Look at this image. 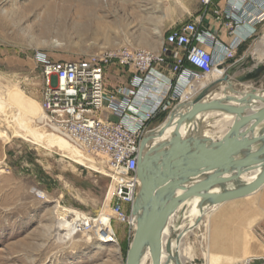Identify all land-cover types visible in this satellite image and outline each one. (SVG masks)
I'll list each match as a JSON object with an SVG mask.
<instances>
[{
	"label": "rangeland",
	"instance_id": "374dc122",
	"mask_svg": "<svg viewBox=\"0 0 264 264\" xmlns=\"http://www.w3.org/2000/svg\"><path fill=\"white\" fill-rule=\"evenodd\" d=\"M196 5L200 0H0V87L16 100L39 104L38 112L31 106L22 110L34 118L39 131L58 130L41 110L46 86L39 53L51 60H68L125 47L152 48V43L178 27ZM51 8L56 12H52L53 22L48 25L45 19ZM45 26H49V34L44 33ZM262 35L264 26L253 37L255 43L250 48V59L243 60L245 65L259 61L253 49ZM262 62L264 65V59ZM127 80L128 72H121L119 66L107 67V91ZM105 114L116 120L109 109ZM3 119L0 112V125ZM14 127L8 132L0 126V264H126L133 238L119 221L112 222L117 242L99 241L93 233L77 230L79 223L74 222H70L74 226L69 237L61 239L59 231L58 205L87 218L103 209L112 214L108 191L114 174L108 156L85 149L99 159L98 165L103 168L86 166L67 158L57 146L46 147L25 138L26 128L17 133ZM35 190L45 195L38 196ZM220 205L204 215V223L188 234L185 251L193 252V262L188 263L198 264L196 260H200V264H213L214 256L224 255L214 250L230 248L227 220L216 217ZM211 216L214 219L209 221Z\"/></svg>",
	"mask_w": 264,
	"mask_h": 264
},
{
	"label": "built area",
	"instance_id": "2783aa9c",
	"mask_svg": "<svg viewBox=\"0 0 264 264\" xmlns=\"http://www.w3.org/2000/svg\"><path fill=\"white\" fill-rule=\"evenodd\" d=\"M200 2L207 9L213 0ZM227 4L224 17L232 33L241 30L251 38L264 25V0H227ZM214 13L221 18L219 10ZM199 23L186 22L166 33L157 50L125 47L68 60L37 55L46 86L40 105L47 122L85 149L108 156L114 174L108 191L112 210L109 222L125 224L132 238L137 228L133 205L141 186L138 155L142 139L151 130L149 124L158 116H169L179 103L192 100L203 89H197L195 81L235 58V49L241 43L236 36L230 45H224ZM110 64L128 72L126 84L113 91L106 88ZM187 88L194 94L187 95ZM106 109L116 120L107 117ZM35 193L45 195L40 190ZM61 220L74 222L69 216ZM77 230L93 233L102 242H117L116 231L112 228L110 232L99 214L82 220ZM262 259L249 256L236 264H263Z\"/></svg>",
	"mask_w": 264,
	"mask_h": 264
},
{
	"label": "water",
	"instance_id": "95a60500",
	"mask_svg": "<svg viewBox=\"0 0 264 264\" xmlns=\"http://www.w3.org/2000/svg\"><path fill=\"white\" fill-rule=\"evenodd\" d=\"M236 70L237 67L227 70L222 78L208 84L192 100L179 103L159 131L158 127L151 129L142 139L137 167L142 185L133 205L137 228L126 264H141L146 254L150 255L152 264H190L178 253L187 228H176L185 221L184 213L192 209L188 203L199 199V208L204 210L231 197L250 195L264 185V134L249 136L264 123V98L254 90L241 99L227 96V101L249 103L247 106L207 100L221 84L232 83ZM262 73L264 65L258 64L236 79L245 83L258 80ZM209 110L235 116L222 139L192 137L194 128L182 135L181 127L187 119ZM176 117L179 120L174 135L149 149L155 137L164 135L174 125ZM247 125L249 128L242 131ZM261 129L264 132V126ZM245 175L256 177L247 182L243 179ZM196 261L200 264V260Z\"/></svg>",
	"mask_w": 264,
	"mask_h": 264
},
{
	"label": "crops",
	"instance_id": "0c3cea01",
	"mask_svg": "<svg viewBox=\"0 0 264 264\" xmlns=\"http://www.w3.org/2000/svg\"><path fill=\"white\" fill-rule=\"evenodd\" d=\"M215 9L221 12V18H217L214 13ZM227 10V0H213L212 5L207 9L204 8L202 3L200 2V5H196L194 9L180 21V25L190 21H201V23H199L201 28L208 29L210 32L214 33L217 40L224 45H230L235 40L236 36L238 39H240L241 43L235 49V58L230 59L226 64L219 67L218 70L216 69L210 76L200 80H196L195 82L196 88L202 89L211 82L222 78L227 70H230L233 67H237V70L232 77V83L221 84L219 86V89H215L208 95L207 100H222V102L235 107L247 106V104L249 103L227 101V96L230 95L235 98L241 99L244 98L245 94L250 88L255 89L257 91V94L264 91V73H262L261 77L258 80L252 79L246 81L245 83H240L236 79L237 76H243L250 72L254 68V66L263 64L262 61H258L256 63H249L245 67L241 66L242 64H245L243 61L245 57H247V59H250V48L255 43V39H253V37L258 34L259 30L262 29L264 25L258 27L254 36H252L251 38H246V34L241 30H237L236 32L232 33L230 28L227 26L228 20L224 17L225 13H227ZM161 40L162 39H159L155 43H152L151 49H159ZM255 47H257V45ZM186 94L190 96V94H194V90L192 88H187ZM166 118L167 117L164 115L158 116L153 122L149 124V128H160L161 124L165 121ZM234 118V115L228 114L224 111L209 110L197 115L190 122L185 121L184 123H187L185 124L184 129L181 132L183 136H185L189 134L190 131L194 128L191 134L192 137H198L202 139L209 138L213 141L219 140L222 139L225 133L229 130ZM177 120L178 117H176L175 123L177 122ZM227 123L229 124L226 125ZM250 125H247L246 127L248 128ZM261 126H264V123L259 126L260 128L258 127L256 129L255 134L251 133L249 135H263L264 132L263 129H261ZM174 128V126L169 128L165 137L157 138V142L162 138H164V141H168L167 138H169L171 130H173ZM244 128L242 129V131L247 129ZM220 204L216 205L214 209H216ZM216 217L220 221L226 219L227 226L230 230V248L228 250H221L220 247L218 251L214 250L215 253H221L224 255L226 254V257L224 259H221L219 262H216V264H228L234 259L236 260L242 258L243 256H262L264 264V185L256 192L250 194V196L247 195L246 198L242 200H229L221 204L219 210L217 211ZM205 219V217L202 218L201 222H199L196 227L202 225L200 223H204ZM212 219H214V216H211L209 218V221ZM227 226L225 225L223 227L225 228Z\"/></svg>",
	"mask_w": 264,
	"mask_h": 264
},
{
	"label": "bare ground",
	"instance_id": "6f19581e",
	"mask_svg": "<svg viewBox=\"0 0 264 264\" xmlns=\"http://www.w3.org/2000/svg\"><path fill=\"white\" fill-rule=\"evenodd\" d=\"M49 11H50V13L47 14L48 17H47V19H45L46 23L48 22V25H50L53 22V13L52 12H56L54 8L49 9ZM67 11L68 10H66V12ZM66 15L67 14H65V16ZM46 23H45V25H47ZM84 24H85V22H84ZM50 32H51V30H50L49 26L46 27L44 30V33L49 34ZM262 36L263 37H262L260 44L257 45V47H255V49H254V54L257 55L260 62L264 59V35H262ZM254 90L255 89L250 88L248 90V92H251ZM259 94L264 98V91L260 92ZM25 102H26L25 99L16 100V99L12 98L11 96L6 95V93H4L0 87V112H2V114L4 116L3 124H1L0 126L3 127L4 130L10 132L11 126H15L14 128L16 130L18 129L17 130V133H18L19 130L26 128L28 130V132L26 134H23L25 138H31V140L33 139L36 143H40V145L43 144L46 147L57 146L63 151V154L67 158L75 159L77 162L82 163L86 166H93V167H96L98 169L103 168L102 165L101 166L98 165L99 159L96 156L86 153L84 147H82L79 144L68 139L59 130H54L52 132H41V131H39V129L34 125V122H35L34 118L32 116H30L29 114L28 115L25 114L24 112H22V110L25 108V106L26 107L31 106V109L34 112H38V111H40V106L36 101H31L29 104H26ZM178 120H179V118H178ZM191 120L192 119H187L186 121L190 122ZM11 123L13 125H11ZM186 123H183L184 125L182 124L181 131H183ZM176 124L177 123H174L173 126L176 127ZM228 124L229 123H227L226 125H228ZM160 128H158L156 130L159 131ZM245 128H247V127H245ZM168 129L166 130L164 135L155 137L151 141L150 145L148 146L149 149L154 148L160 142H164V138H162L158 142H157V138L165 137ZM174 132H175V128L173 130H171V134H170L169 138H167V140H169L174 135ZM16 136L17 135H13V137H16ZM255 177H256V175L253 177H250L249 175H245L243 177V179L248 182V181L253 180ZM140 184H141V182H140ZM191 204H192L191 202L188 203V205L192 206V209H190L189 211L184 213L185 221L182 223V225H180L179 227H176V228H178V230H184L187 228V234H186L185 238L182 240V242L178 248V253H179L181 259L185 262H187V261L193 262V258H192L193 252L189 249L185 251V241L187 239L188 234L191 233V231L198 225V223L201 221L203 216L206 215L207 213H209L210 211H212V209L216 206V205H210V207H206V209L202 210L199 208V199H194L193 204L192 205ZM57 214H58L59 220L61 221V223L59 225V231H60L61 239H65V238L69 237V235L72 233L74 224L80 223L82 220L87 218L86 215H84L80 212H77L73 209L66 208L65 206H62V205L57 206ZM99 215H100V218L103 220L106 228L110 232H112L113 227H112V224L109 222L112 214L109 212L106 213V211L103 209V211L99 212ZM62 216L63 217H66V216L70 217L71 216L72 218L75 219L74 224H70V222H68V221L61 220ZM88 236H89V240H91V236L90 235H88ZM224 257H226V256H224V255L214 256V260L211 263L216 264V262L218 260H220ZM141 264H152L149 254H146L142 257Z\"/></svg>",
	"mask_w": 264,
	"mask_h": 264
}]
</instances>
